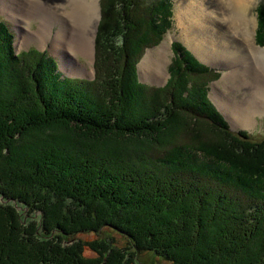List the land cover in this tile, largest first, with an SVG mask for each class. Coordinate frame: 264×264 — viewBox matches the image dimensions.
I'll return each mask as SVG.
<instances>
[{
	"label": "trees",
	"instance_id": "1",
	"mask_svg": "<svg viewBox=\"0 0 264 264\" xmlns=\"http://www.w3.org/2000/svg\"><path fill=\"white\" fill-rule=\"evenodd\" d=\"M160 3L159 24L150 11L145 18L156 42L172 23L170 0ZM256 10V41L264 45V0ZM139 14L144 16L141 6L135 12L136 37L127 47L121 42L123 28L102 31L94 77L71 80L89 84L87 94L67 92L68 98L57 102L53 95L42 96V113L35 111L30 73L41 81L47 55L34 49L28 51L27 72H21L30 84L16 83L14 89L27 102L8 101L14 94H5L0 83V264L100 259L101 264L104 259L140 264L144 255L150 263L231 264L228 258L238 251L223 253L229 247H243L264 264V139L253 141L244 130H230L206 97L207 77L194 81L191 72L200 77L202 66L185 57L179 41L171 44L164 85L149 89L137 82L134 63L148 47L146 34L137 35L143 26ZM12 39L0 21V70L10 68L15 80ZM128 50L137 56L130 66ZM188 80L195 91L187 96L181 89ZM199 93L204 101L196 98ZM197 128L204 129L206 139ZM34 204L39 217L56 209L61 221L54 230L62 235L59 242L69 243L59 244L62 252L42 240L50 232L25 228L22 211ZM81 233L94 236L81 238ZM86 246L100 249L99 258L86 257Z\"/></svg>",
	"mask_w": 264,
	"mask_h": 264
},
{
	"label": "rangeland",
	"instance_id": "2",
	"mask_svg": "<svg viewBox=\"0 0 264 264\" xmlns=\"http://www.w3.org/2000/svg\"><path fill=\"white\" fill-rule=\"evenodd\" d=\"M17 1L22 3L24 0H17ZM178 1L181 0H170L172 23L170 28L164 34L163 38H161L160 41L156 42L157 40L156 34L153 31H151L150 26L149 29L148 26L147 27L145 26L146 24L145 18L146 17L148 18L150 13H153L152 17L154 19L153 22L154 25L159 24L158 21L160 20V17L162 15L160 12L161 3L159 4V0H149V2H145L144 0H99L98 4L100 6L101 14L97 19V25H96V30L94 31L93 42L91 41L94 48L93 56H89L86 55L83 51H81L80 47L79 49H76L74 47V45L78 43L81 44V40H80L81 36L77 37L78 39L76 40L77 43H73L74 42L73 37H75L76 34L72 29L75 28L74 24L69 22L70 20L65 14V10L66 8H68V4H69L67 0H56V3H53L52 0H46L45 2L43 1L42 2L43 10L39 6L38 7L40 8V10L37 9L36 7L37 5H34L31 2H29L28 4H26V6H24L23 11L25 10L27 14L28 9L31 11L34 8L37 9V12H32L34 14V16H32V20L30 19L28 20L24 16L20 17L18 8L16 9L17 12L16 15H14L11 12L10 13L7 12L4 6L9 5L10 2L13 3V0H0V21L3 22L9 33L12 34L13 36L12 43H10L11 56L15 61L16 76H17L15 77L16 79L14 80L13 79L14 72H11L10 68L7 71L0 70V83L2 84L1 89L6 91L5 94L7 93L9 95L10 93L14 94L6 99L8 101L12 99L14 104H19V102L21 103L27 102L26 99L24 98V95L19 97V94H16L14 89L16 87V83L21 82L23 87L25 85H29L30 77L32 83L30 84L29 87L32 88L33 86V91L36 95V96L34 95L33 102H31V104L35 103L34 104L35 111H39L40 113H42L41 111L42 100H43L42 96L48 97L50 95H53L54 97L53 101L57 102L63 100L62 96H64V98L67 99L68 98L67 92L68 93L73 92L83 95L89 93L91 89L89 88V84L87 83L76 84L75 83L76 81H71V80L86 79L89 81L90 78L94 77L93 74L95 71L94 60H95L96 46H97L98 38L100 37L103 30L108 31V33L111 34L114 31L123 28V32H122L123 39H121L122 46H126V47L128 46V43H130L133 40V38L136 37V35L133 36V33H135L133 25L136 21L135 12H137V6H141L144 16H142L141 14L139 15L140 17H143V26L141 27V32L138 33L137 35L144 36L146 34V37L148 38L147 39L148 47L146 46L143 49V51L141 52V56L137 59V62L134 63L135 71H136V76H135L136 81L145 86H148L149 89L160 88V86L163 85V83L166 81L168 77V65L173 55L172 50L170 48L171 41L174 40L180 41V43L184 46V49L186 50L184 52L185 57L188 60H191L192 58L194 64L197 63L202 66L198 68L199 72L201 73L200 77H196L198 75L197 73L191 72V74H195L194 81L195 82L197 81L199 83L200 81L198 80L200 79L204 80V77L205 78L207 77L206 97L227 121L230 130L232 131L244 130L249 134L250 139L253 141H259L264 139V109L262 108L260 109V107H258L257 109L255 108L253 109L251 115L252 125L239 126V125H233L230 119H228V117L226 116L227 114L226 111L225 112L222 111V109H220L216 104L217 101L222 100L226 109L234 111V109L237 108L238 113L242 111V106H245L246 109L249 108V103H248L249 100L255 102L256 101L255 99L257 98L254 97V95L252 94L253 90L254 92H257V90L260 91L262 89V86H264L263 84L264 76L261 74V68L256 67L255 59L250 55L249 53L250 51L248 50L244 41L240 37H238L235 33L234 35H232L233 30L228 29L227 24L224 21H222L221 18L220 20H218L216 19V17L213 16L212 13L214 9H216V7L218 6L217 3L214 2V0H205L204 3L206 7L204 11V44L206 45V51L204 52V55L200 56L194 50L193 45L188 41L190 39V35L185 34L186 32L185 33L183 32V28H186L188 25L195 26L194 22L192 21L193 14L187 13L186 17L184 15L182 16L181 14H179L180 9H179ZM259 1L260 0H252L251 2L252 4H250L248 12L255 19V27L253 29V33H254L253 42L256 46L260 48H264V45H260L256 41V31L258 29V18H257L256 9ZM39 3L41 4V0L39 1ZM102 6H103V11H102ZM56 7L58 8V10H55ZM49 8L55 10V13L57 15L53 12H48L47 9ZM131 8L132 11L130 10ZM217 10L218 8L216 9V11ZM149 11L150 13H147ZM121 12L123 14L120 15ZM190 14H192V16H189ZM10 15L16 16L17 18L16 21L14 20V17H11ZM113 17L117 18L116 21ZM180 19H182V21ZM47 21L49 22V25L51 22L52 24L50 27L49 25L47 26L48 36H46L45 39H42V36H44L42 34V26H43L42 22H47ZM120 25L122 26L119 27ZM252 28H253V24H252ZM59 31L63 35L61 36L58 42L59 43L58 46L54 45L56 48H52L54 38L55 36L58 37ZM248 42L251 44V38H248ZM141 46L142 43L140 44L139 48ZM208 46H210L211 49L217 53V55L211 54L209 56L208 52L210 50H208ZM202 47L205 49L204 45H202ZM32 49H34V52L39 51L40 53H45L47 55V57L45 58L47 59L44 60L43 58L40 57V61L44 60V63L42 65L43 72L41 74L42 75L41 81L38 80V77L34 72L33 74L30 73V77L26 82L25 76L21 77V72L23 73V75H25V73L28 70L29 64H31L30 63L31 56H30V52L28 51H31ZM1 51L2 48L0 46V56H1ZM97 52L101 55V50L99 47H97ZM126 55H127V64L130 66V64H132V60L133 61L136 60L137 56L133 52L131 53V51L129 50L127 51ZM145 58L147 59L149 58L148 61L146 60L147 62L145 61L146 63L145 66L149 68V71L150 70L154 71V73H152L153 75L151 76L145 73L147 71L144 72L145 63L142 62L145 60ZM214 58L215 60H213ZM23 59H25V64H23L22 62ZM242 66H246V67L241 72ZM204 68L207 70L206 76L204 75ZM232 71L235 74V79L229 78V75L231 74ZM95 84L96 81L93 84H91V86L94 87ZM191 84H192V80H188L184 84L183 89H181V91L184 92V95L188 96V93L195 91V89H193ZM64 92H66V95L64 94ZM61 93L63 95H61ZM146 93L147 91L145 92V94ZM143 96H145L144 93ZM25 97L28 99V95L26 93H25ZM196 98H198L200 101H204V93L203 96L199 93V95ZM189 124L190 123H188V125ZM191 126L195 127L194 125ZM197 130H199V133L201 132L199 137H201L202 139L204 138L206 139L207 135L204 136V131H203L204 129L201 130L200 128H197ZM188 136L190 135L188 134ZM192 141H194V139ZM2 202L3 200L2 197L0 196V203ZM10 204H13V202H10ZM35 206L36 205L34 204L32 206H29L30 207L29 209H25L24 211H22L21 219L26 220L28 223V225L25 226V228H27L28 230L32 228L35 231V233L36 231H42V230H45L46 232H50V234H46L48 236L42 235L41 237L42 240H47L51 245L58 246L59 250L62 252V248H60V245L62 247H66L68 246L69 243H64L62 241L59 242V239L62 238L58 236L59 235L62 236V235L60 232L54 230V226L56 225V223L58 221H61L60 217H58L57 214L53 213L54 211H56V209H53L52 211L48 210L45 212L46 214L43 217H39L38 210H32ZM12 207L15 209L16 207L15 204ZM16 209L19 210L20 208L17 206ZM0 219H1V215H0ZM64 224L65 222L63 221V226ZM0 225H1V220H0ZM104 231L105 230H103V232ZM78 235L81 238L88 239L86 235L89 234L81 233ZM37 236H39V232L37 233ZM89 236L93 237L94 235L90 234ZM53 239L55 241L50 242V240ZM63 240H65V238ZM208 248H209L208 245H204V253L208 252ZM235 249L238 251V253H235L233 257H229V254L226 255V257H229L228 258L229 260L233 258L231 264H260V261H258L256 257L255 258L250 257L245 252L243 247H229L226 248L223 253L234 251ZM98 250L100 251L101 254V250L100 249ZM98 250H94L86 246L84 248L83 253L88 258H99ZM56 257L58 258V260L63 261V258L61 256L56 255ZM149 260H150L149 256L144 255V256H140L139 261L141 262L140 264H170V263H166L163 260L156 262L152 261L150 263L148 262ZM101 261L102 259H100L97 262L92 261V264H99V263L101 264ZM102 264H120V263L111 262V260L104 259Z\"/></svg>",
	"mask_w": 264,
	"mask_h": 264
},
{
	"label": "bare ground",
	"instance_id": "3",
	"mask_svg": "<svg viewBox=\"0 0 264 264\" xmlns=\"http://www.w3.org/2000/svg\"><path fill=\"white\" fill-rule=\"evenodd\" d=\"M25 1L26 0H24L21 3V2H18L17 0H13V3L10 2V4L7 6H4V8L7 10L8 13L11 12L14 15L17 14L16 9L18 8L19 13H20V17L24 16L26 19L32 20V16H34V14L32 12H37V9L40 10L39 7H41V9L43 10L42 2L43 1L45 2L46 0H41V4L39 3L40 0H32V1L28 0L26 2ZM98 1L99 0H67V2L69 4H68V8H66V10H65V14L67 15L68 19L70 20L69 22L73 23L74 27H75V28H72L74 33L76 34V36L73 37V39H74L73 43H77V41H76V40H78L77 37L81 36L80 37L81 44L78 43V44L74 45V47L76 49H79V47H80V50L89 56H93V50H94L93 45H92L93 36H94V31L96 30L97 19H98L99 15L101 14ZM29 2H31L34 5H37L36 6L37 9L34 8V9H32V11L28 9L27 14H26L25 10L23 11V8ZM52 2L56 3V0H52ZM214 2L217 3L218 6L216 7V9L218 8V10L216 11V9H214V11L212 13L213 16L216 17V19H218V20H220V18H221L222 21H224L227 24L228 29L233 30V32H232L233 34L232 33L231 34L234 35V33H235L238 37H240L244 41L248 50L250 51L249 52L250 55L255 59L256 67L261 68V74L264 76V48H260V47L256 46L253 42V40H254L253 39V37H254L253 36V34H254L253 29L255 27V19L248 12L250 4H252L251 3L252 0H214ZM178 3H179V9H180L179 14H181L182 16L184 15L185 17L187 16V13L193 14L192 21L194 22L195 26L188 25L186 28H183V32L184 33L186 32L185 34L190 35V39L188 41L193 45L194 50L200 56H202V55H204V52L206 51V45L204 44V11L206 9L205 4H204L205 0H181V1H178ZM47 10H48V12L55 13V10H58V8L56 7L55 10H52L51 8H49ZM209 13H211V12H209ZM192 14H190L189 16H192ZM10 16L14 17V20L16 21V19H17L16 16H12V15H10ZM42 19H44V18H42ZM180 20L182 21V19H180ZM51 24H52V22L49 25L48 21L42 22V25H43L42 26V34L44 35V36H42V39H45V37L48 36V31H47L48 27L47 26L49 25V27H50ZM252 24H253V28H252ZM62 35L63 34H61L59 31L58 37L55 36V38H54L52 48H56L55 47L56 45L58 46V44H59L58 42H59ZM248 38H251V44L248 42ZM30 39H31V37H30ZM202 45L205 46V49L202 47ZM170 48L172 50L171 44H170ZM208 50H210L208 52L209 56L211 54L217 55V53L214 50H212L210 46H208ZM172 53H173V51H172ZM172 57H173V55H172ZM148 59L145 58V60L142 63H145V61L146 60L148 61ZM213 60H215V58ZM145 65H146V63L144 64V72L147 71L148 73L145 72L147 75L148 74L150 76L153 75L152 73H154V71H151V70L149 71V68L146 67ZM245 67L246 66L241 67V72H242V70H244ZM251 67H252V65H251ZM256 67H254V68H256ZM233 71L229 75V78H231V79H235V74L233 73ZM238 72H239V69H238ZM237 75H239V74H237ZM168 78H169V76L167 77V79ZM90 79H92V78H90ZM167 79L163 83V85L167 82ZM252 94L254 95V97H257L258 100H257V98L255 99L256 100L255 102L249 100V102H248L249 108L246 109L245 106H242V111L240 113H238L237 108H235L234 111L226 109L222 100L217 101L216 104L220 109H222V111H224V112L226 111V113H227L226 116L228 117V119H230V121L233 125L250 126V125H252L251 124L252 123L251 115H252L253 109L254 108L257 109L258 107H260V109L261 108L264 109V86H262V89L260 91L257 90V92H254V90H253ZM229 114H230V116H229Z\"/></svg>",
	"mask_w": 264,
	"mask_h": 264
},
{
	"label": "water",
	"instance_id": "4",
	"mask_svg": "<svg viewBox=\"0 0 264 264\" xmlns=\"http://www.w3.org/2000/svg\"><path fill=\"white\" fill-rule=\"evenodd\" d=\"M168 76H169V74H168Z\"/></svg>",
	"mask_w": 264,
	"mask_h": 264
}]
</instances>
